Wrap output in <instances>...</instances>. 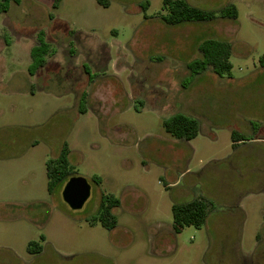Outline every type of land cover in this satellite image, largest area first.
I'll return each instance as SVG.
<instances>
[{
	"label": "rangeland",
	"instance_id": "1",
	"mask_svg": "<svg viewBox=\"0 0 264 264\" xmlns=\"http://www.w3.org/2000/svg\"><path fill=\"white\" fill-rule=\"evenodd\" d=\"M55 1L0 11V264H264V0H185L234 4L237 18L177 24L163 0ZM40 30L45 64L30 74ZM207 37L231 42L229 74L188 69ZM176 113L198 121L193 139L165 131ZM64 142L90 186L78 209L47 191L45 162ZM102 193L120 200L114 230L88 221ZM198 198L205 222L176 229L171 205Z\"/></svg>",
	"mask_w": 264,
	"mask_h": 264
},
{
	"label": "trees",
	"instance_id": "2",
	"mask_svg": "<svg viewBox=\"0 0 264 264\" xmlns=\"http://www.w3.org/2000/svg\"><path fill=\"white\" fill-rule=\"evenodd\" d=\"M10 1L19 3L20 0H0V11H6ZM57 1V0H56ZM53 3L56 7L57 2ZM103 3V0H97ZM104 4H106L104 2ZM163 5L167 8V13L163 16V20L168 24H177L184 21H210L218 15L237 18V9L234 4H227L219 8L216 12L212 10H204L197 6H193L185 0H163ZM48 18L53 19L54 14L48 13ZM38 44L30 50L32 61L29 65V73L34 74L35 71L45 64L44 55L47 53V44L43 38L42 30L38 32ZM198 50L200 57L192 59L188 62L187 67L192 74H199L211 67L212 71L218 75L229 74L232 64L229 60L232 45L228 40L207 37L203 39ZM258 63L264 66V52L259 56ZM86 92L82 91L81 100L79 101V111L83 112ZM166 132L176 138H184L186 140L193 139L199 129L198 121L184 113H176L162 122ZM231 139H242L241 135L236 131H231ZM69 149L64 142L57 157L48 159L45 162L47 191L53 193L56 188H63L65 182L73 175V169L68 161ZM95 183H100V178L95 176L92 178ZM120 204V200L111 193H102L99 198L95 214L88 219L91 225L100 223L106 229H113L117 225V219L113 212V208ZM172 218L175 228L193 225L200 227L207 215V206L203 199L198 198L183 203H173L171 205ZM43 239V236H41ZM29 253H38L41 246L38 242L30 241L27 246Z\"/></svg>",
	"mask_w": 264,
	"mask_h": 264
},
{
	"label": "water",
	"instance_id": "3",
	"mask_svg": "<svg viewBox=\"0 0 264 264\" xmlns=\"http://www.w3.org/2000/svg\"><path fill=\"white\" fill-rule=\"evenodd\" d=\"M90 186L82 176H71L62 188V198L72 209L80 208L89 196Z\"/></svg>",
	"mask_w": 264,
	"mask_h": 264
},
{
	"label": "crops",
	"instance_id": "4",
	"mask_svg": "<svg viewBox=\"0 0 264 264\" xmlns=\"http://www.w3.org/2000/svg\"><path fill=\"white\" fill-rule=\"evenodd\" d=\"M63 21H65L71 27V29L75 32V34L78 32L79 29L76 28L75 24L69 23L67 20H63ZM246 141L247 140H245V139L234 140V141H232L231 147H232V149L234 151H236V153L240 149L239 153H244V156H247L248 155V153H247L248 151H247V149L244 148L245 145H248V142H246ZM189 148L191 149V152H193V148L191 146H189ZM240 165H241L240 163L232 162V160H231V163L229 164L230 167H236V168L240 167ZM226 170H228V167H227ZM61 189L62 188H56V190L53 193H50V194L53 195L55 193L61 192ZM201 192H202L201 195H200L201 198H212V197L215 196V193H216V191L214 189H212L209 186L205 185V183L201 185ZM34 201H44V199H30V200H28V202H34ZM25 202H27V201H25ZM22 203H24V202H22ZM113 212H114V208H113ZM116 227H118V224L112 230L116 229ZM50 236H51V232L49 233V231H45V234L43 235V237H44L43 240L49 239Z\"/></svg>",
	"mask_w": 264,
	"mask_h": 264
}]
</instances>
